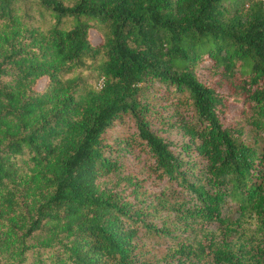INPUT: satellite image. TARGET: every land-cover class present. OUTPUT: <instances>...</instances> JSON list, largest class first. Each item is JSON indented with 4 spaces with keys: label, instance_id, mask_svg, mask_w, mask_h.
Instances as JSON below:
<instances>
[{
    "label": "trees",
    "instance_id": "trees-1",
    "mask_svg": "<svg viewBox=\"0 0 264 264\" xmlns=\"http://www.w3.org/2000/svg\"><path fill=\"white\" fill-rule=\"evenodd\" d=\"M0 264H264V0H0Z\"/></svg>",
    "mask_w": 264,
    "mask_h": 264
},
{
    "label": "rangeland",
    "instance_id": "rangeland-1",
    "mask_svg": "<svg viewBox=\"0 0 264 264\" xmlns=\"http://www.w3.org/2000/svg\"><path fill=\"white\" fill-rule=\"evenodd\" d=\"M91 40L93 42H96L97 41V38L95 36H93V37H91ZM169 138L172 139V140L180 139V137L177 134L176 130H173L172 132H170ZM146 243H148L149 248L151 250L157 251L163 244H166V241H164V240L161 239V240H158V243H156V241H153V240H146Z\"/></svg>",
    "mask_w": 264,
    "mask_h": 264
}]
</instances>
